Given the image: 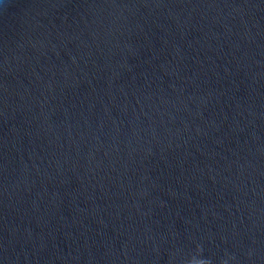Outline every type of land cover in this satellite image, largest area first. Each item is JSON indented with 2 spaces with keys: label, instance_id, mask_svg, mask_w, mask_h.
Segmentation results:
<instances>
[{
  "label": "water",
  "instance_id": "95a60500",
  "mask_svg": "<svg viewBox=\"0 0 264 264\" xmlns=\"http://www.w3.org/2000/svg\"><path fill=\"white\" fill-rule=\"evenodd\" d=\"M0 264H264V0H0Z\"/></svg>",
  "mask_w": 264,
  "mask_h": 264
}]
</instances>
